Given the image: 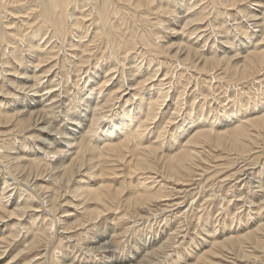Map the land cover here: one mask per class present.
Wrapping results in <instances>:
<instances>
[{"label": "bare ground", "instance_id": "obj_1", "mask_svg": "<svg viewBox=\"0 0 264 264\" xmlns=\"http://www.w3.org/2000/svg\"><path fill=\"white\" fill-rule=\"evenodd\" d=\"M243 20L249 23L247 24V26L249 25L250 28L252 27L251 32L247 33V30L246 32H244L247 27H246V23ZM243 23H245V26L243 25ZM241 24L242 26H240ZM223 26H225L226 28L228 26H235V29L237 31H242V35H240L241 39H238L239 41L235 43L234 42L235 40L231 41L232 38L230 40L228 36H222L219 35V33H214L216 38L218 39L220 38L219 40L220 45L218 47L221 46L223 50L220 48L221 50L220 54L216 56H210V57L204 56V54L216 53V51H214L215 50L214 48L212 49L210 48V51L212 50L211 52H209V48L208 50L204 49L205 44L203 47L202 42H201L202 44L199 45L200 44L199 41H201L200 37L202 36V34L204 35V33L207 34L206 32L208 33L210 32V34H212L213 32L211 33V28H213V31L214 29L217 30L220 29L218 30V32L220 31L223 32L222 29ZM232 31L230 33L227 32V34L229 33V35L230 34L233 35ZM256 32L258 33L256 34ZM235 34L237 35V33ZM192 39H194V41H192ZM37 41L39 42L36 43ZM212 44L215 43L212 42ZM211 46L212 45H210V47ZM198 47L200 48L198 49ZM61 50L63 54V59H67L65 61H68L70 64H72L73 68L78 67L79 71L81 69L80 67L89 65L90 58H97V59L105 58V60L108 62V63L106 62L107 64L106 66L108 67L109 63H112L114 65L112 68L113 69L115 68V70H113L115 71V73L118 72L117 68L118 67L120 68V66L123 68L126 67L125 69L127 70L126 71L127 74L125 75V77H124L125 71H123L121 75L118 72L119 75L118 76L116 75L117 78H114L115 76L113 74L114 72L111 71V73H109V75L107 76L103 74L104 76H102L100 78L101 80L97 82L92 78L94 75L91 76L90 81L92 82L93 79L97 83V84L92 83L93 85H91V87L89 88L90 93H92L91 94L92 97H95V99L99 98V96H97L98 91L95 92V90H98L97 88L99 86L97 87L96 85H98V83H101L100 87L101 85L106 86L108 85L109 81L110 82L112 80L114 81V79H116V81L118 80L116 86L119 85V88L122 89V90H118V93L121 94L118 97H110V95H107L105 96L106 98L104 96L103 99L99 98L100 100H102L103 103H99V101H92L93 98H91L90 101L89 99L91 97L90 96L86 101L84 100V104H80L82 106L80 107L83 109V111L81 109V111L77 112L75 111L76 108L74 109L78 118L72 116L73 110L70 109L69 106L68 110H63L64 116H63V120L61 119V121H65L64 124H66L67 127L66 130L64 129L65 131L60 130L59 128L54 126V124L50 122L49 118L45 114L44 108H47V105L52 104L51 106H54L55 104L54 102L59 101L58 100L59 98L51 100V94H53L54 93L53 91L55 90H53L50 85L49 86L51 89L48 91H44L46 90L45 88L46 86H43V89L39 87L43 83L42 80L48 75H50L49 74L51 70L50 68H53L54 66L53 62L57 60V57L59 56V54H61ZM136 56L141 57V59L143 58L145 64L142 63V66L134 68V66H132L131 63L130 65L129 63L127 64L125 63V61L132 62V60L136 58ZM141 59H138V63L139 60ZM93 61L94 60L92 59V62ZM128 65L129 67L127 68ZM156 65L157 68L156 69L154 68L153 71V67H155ZM180 65H184V66L186 65L185 69L187 68V66H189L190 70L192 69V71H197L196 73L199 72L205 76H206L205 73L209 74V72H212L216 78H219V81L220 79L224 78L223 76L221 77V75L227 73L232 80H236L237 83L239 82L240 85H243L244 83H248L250 81L255 82L256 80L259 81L264 80V0H0V106L2 107L1 104L4 103L2 101L3 100L5 101V99H7L9 102L15 101L16 104L12 109H11L12 106L10 107L11 110L7 109V107L0 108V140L5 138L6 136L10 137L12 133H16V135L19 136V138L23 137L27 139H32L34 142H36L38 146L36 147L39 150L38 153H36L37 150L35 151L36 156L34 158L31 159L29 156L30 158L29 159L27 158V156L24 155L26 154L27 151L26 152L24 151V154H22L20 150L21 152L20 154V152H18L19 150L15 151L16 148L15 150H13L14 146L11 148L10 144L7 145L2 144L5 142V139H3L4 142L1 143L2 148L0 149L1 152H3V154L0 152V158L5 163L4 165L5 169L10 173V175L12 174V176L16 177L17 179H19V177H23L22 179L24 180L23 182L25 184L29 183L31 185V186L28 185V188L31 189V191L29 192V195L31 197L33 196L34 199L37 200L35 193L40 194L42 197L41 199L47 202L48 205L46 204V206H48L51 211L62 212L63 216L62 215L61 216L64 218V220L72 221L70 224H68L65 230H62L61 233L64 234L68 233L69 235V233H71L72 229L74 228L78 230L83 229L87 227L89 223L92 224L97 222V220L102 216H104L106 212H110L114 209H117V207L119 208L120 205L127 206L130 209L133 208L135 209L136 207L147 208L153 202H161L163 199H167V196L169 195L167 194L166 196V194H164V190H162L161 187H159L160 189L158 190L152 189L151 185L155 186L154 182L156 180H150L148 182H145L144 179V182H140L139 180L136 179L138 181L137 183L132 181L127 182L126 180L123 181L121 180L119 181V183L118 181H116L118 185L115 187L110 185L109 183L114 179L109 180L110 182L107 181L109 182L107 183L103 179L104 175L102 178V174L104 171L102 172V170L98 168L99 167V165L97 164L98 161L96 162L95 159L96 153L95 154L93 153L97 150L98 153L101 154V156L103 154L104 156L113 157L118 161L126 162L130 170V173L141 172L143 175L144 173L147 172H153L155 173V175L158 174L163 179L164 178L167 179L169 183L170 181H174L179 185L186 182V180H188L187 177L193 176L192 172L194 171L195 168L194 166H196L195 165L196 160L198 156H200L202 153L199 150V148L201 147L200 145L202 143L211 142L218 148L220 147L224 149L226 153L227 151L236 152L242 155L243 154L251 155L254 153L253 151L256 150L255 149L256 146L258 147L257 143L262 138V134L264 135V109L261 108L264 106V101H263L264 90H262V92H260L261 91L260 90L259 95L257 94L258 96H261V98H263V99L259 98L260 100L258 99V102L261 103L260 104L261 107L259 106V104L255 106L254 105L249 106L250 103H254L257 100L253 101L252 99H254V97L252 98V96H250L248 93H252L253 95V93L255 94L257 91L255 90L254 92L253 91L250 92L249 90V92H247L245 90L246 92L244 91L243 93L245 94H242V96L247 94L249 95V99H251L252 101L250 102V100H248L249 101L248 103L243 102L241 104L240 102H242V100L241 101L235 100V102L237 101L240 103L239 106L237 105V107L239 108H237L235 111L234 110L235 107L232 108V105L234 104H231V110L230 111L226 110L227 112H223V115L228 121H232L233 118H236L237 115H241L242 112L243 113L246 112L247 110L250 109V107L252 108V110H254L255 108L256 109L261 108L260 110L255 111L256 110L255 109L254 110L255 112H252V114L249 113L247 116H243L242 118L240 116L241 119H238L237 122L232 121L231 123L228 124L226 122L227 125H223L221 123L220 126L218 124V127L215 128L214 130L213 128H211L213 125H211V127L209 128L207 127L203 128L206 125L203 126L202 128L198 127L199 129L195 128L196 127L195 126L194 128L196 130H194L193 132L190 131L189 132L190 135H188V137L186 138L185 141H183V143L181 141L184 140L185 136L183 135L184 137L183 138L181 137L182 139L180 140V142L182 144L180 146L178 145L179 148H177L175 151H172L171 149V151H168V153L167 152L164 153L163 152L165 149L164 145L159 143L160 142L159 139L157 140L158 136L156 137L157 141H155V143L150 141L145 143H142L139 140L136 141L137 138H139L141 132H143L142 135H144V131L147 132L146 130L143 131V128L148 126L147 124L148 122L150 123L156 122L157 120H159V118L160 119L162 118L163 120L164 118H167L166 120L168 119L169 120L166 122L171 123L172 125L174 123L173 120L178 117L177 115L179 113L182 112L180 106L183 105L182 104L183 97L181 98V94L177 96V93L175 92L176 87L179 83L178 84L176 83L177 85L174 84L175 86L172 87L174 93L173 91L169 92V90L168 91L163 90L164 84L167 83L164 82L163 84L164 79H167L164 77L168 75L167 73L169 68L171 69L172 66V68L174 67L178 69V66ZM39 66L42 68V69L40 68L41 70L39 69L41 71L40 74L35 72V69ZM63 66H61L62 70L64 69ZM66 66L67 65H65L64 67ZM184 66L182 67V69L185 71ZM94 67L98 68L101 66L99 64H95ZM112 68L103 67V70L105 72L106 70L108 71L109 69L112 70ZM123 68H121V70ZM70 71L71 70H69V72ZM150 71H153L155 74L151 75ZM218 71L224 73L219 74ZM34 72L35 74H33ZM172 72L174 71L172 70ZM179 73L180 76L184 75L181 72ZM193 73L195 74V76L197 75L195 72ZM81 77L83 78V76ZM71 78L68 79L71 80ZM102 79L104 80L102 81ZM197 79L198 77L196 78V80ZM77 81H80L79 78L78 80H76V82ZM51 84H54V81ZM195 84L197 85V83H194V85ZM203 85L205 84L203 83ZM213 85L215 86V84ZM110 86L112 89V85L109 84V88ZM116 86H114L113 89L114 88L117 89ZM170 86L168 85V88ZM181 86L182 85H180V87ZM250 87H251L250 89L252 90L258 86L256 85L255 88H252L253 85L252 86L250 85ZM166 88L167 87H165L164 89ZM260 88L262 89V86H260ZM213 91L214 90H212V92ZM179 92L181 93L182 91ZM24 95L28 96L29 98V101L27 102L26 106H24L22 100H20L21 97ZM88 96L86 95V97ZM113 96H117V95H113ZM188 96H190V93L185 98H187ZM44 97H46L45 101L42 99ZM17 99H19L20 101L18 102ZM132 99H135V104L128 106L126 103H128V101ZM60 100L63 109H66L63 100L62 99ZM122 101L124 102L121 104ZM44 102H48V104L45 105ZM117 104L119 105L118 106L119 110L117 109L118 112H116L115 115L113 116V112L116 110L115 107ZM172 104L175 106L174 108H172L173 107ZM191 104H189L190 105L189 107L193 105ZM6 105H3V107H5ZM59 105H56V107ZM40 106H42V108H37ZM47 109L49 111L50 106ZM57 111L60 112V110ZM188 112L193 113L194 106L190 108V111ZM52 113L55 114V112ZM188 115L190 116V114ZM104 116L106 119L110 118V121L109 122L105 121V123L108 124L106 125V127L104 128L102 127L100 129V134L98 138L100 139V141L96 140L93 146L89 145L87 140H86L87 143L84 142L83 139L84 134L87 133L89 135V133H91L95 128H97V123ZM216 116L219 117L218 114ZM82 117L86 118L85 120H82L85 123L80 121ZM218 117H217V122L220 121L218 120ZM193 118L190 119L192 120L190 122L192 125L193 123H196V119ZM222 118L223 117H220L219 119L223 121L224 119L222 120ZM206 121H208V123L204 121L206 124H210L209 120ZM54 122L57 121L54 120ZM156 123H157L156 126L158 127L160 124H158V122ZM183 124L184 122L182 123V125ZM100 127L101 125L99 126V128ZM183 128H185L184 125ZM158 130L160 131V128ZM188 130L189 129H187V131ZM187 133L188 132H186V134L185 133L183 134L187 135ZM157 134H160V132ZM92 136L91 137L89 136L90 139L94 138L93 134ZM112 136H114V138L116 137L115 138L117 140L116 142L115 139L112 140L111 138ZM150 136L151 135L149 134V137ZM106 139L107 140L109 139L108 140L109 142L106 141ZM170 139L172 140V138ZM174 141L172 140V142ZM18 143H16V146H18L17 145ZM31 143L29 142V144ZM174 143H172L171 145H173ZM22 144L23 143H21V146ZM175 145L177 144L175 143ZM66 147H69L70 149L65 150ZM31 150L32 149H30L29 151L31 152ZM70 150L72 151L70 152ZM126 150L129 152L128 155L124 154L125 153L124 151ZM256 152L257 151H255V153ZM42 154L43 155L45 154L44 157L50 160V162L43 164L41 162L42 158H40L43 156ZM263 154L264 153H261V156ZM32 156L34 155L32 154ZM52 157H57V158L55 160H52ZM3 175H6V172ZM150 177L153 178L151 175ZM132 178H133V174H132ZM141 178L143 179V177ZM151 182H153L154 184H152ZM163 182L164 181L162 180V182L160 183ZM6 183L8 186L9 183L8 182ZM3 185L4 184H2L1 186ZM7 186H5L4 189H6ZM178 186L177 188H179ZM260 187L258 189H260ZM33 191L35 193H33ZM261 191L264 190L261 189ZM8 193H10V191H8ZM8 193H4L8 196L4 195L3 197H5V199L3 198L0 201L2 202L1 203L2 205H0V224L6 222H13L15 220L17 222H20L19 224L21 225L23 222L22 217L25 216V214H27L28 212H33L32 210H34L33 209L34 206H32L31 204L33 203L34 200L33 201L31 200L32 202L29 201L31 203L30 205H28L29 202L27 204L24 202L22 203V205H20L18 203V201L20 200L17 201V197H14L11 193L10 194ZM66 199L69 200L67 201ZM10 201L12 203L11 204L12 207L10 206L9 208L8 205L10 204L9 203ZM76 201L78 203H76ZM38 202L39 201H37V203ZM169 207L171 206H167V208ZM257 207L259 206L257 205ZM37 210H39V208H37ZM53 214L54 213H52V217ZM33 220H36V218ZM20 225H16L15 228L17 231L15 230L16 231L15 233H11L8 236V239L2 236V238L5 239L6 244L4 246H0V264H11L14 261L16 262V259L18 260L20 254L26 251H32V252L35 250L38 251L37 247L42 242H44L45 239H48V237L50 239V234L48 235V231L47 233L46 231L45 232L43 231L38 234H35V236H31V238H27L28 240L25 239L26 237L24 236L25 240L23 239V242L25 241L28 243H25L26 245L23 246L24 247L23 249L21 247L20 249L21 251L19 255H14L12 254L13 252L11 251L12 248L14 250V247L11 248V246L20 240V239L17 240L20 237V235L18 237V228L20 227ZM52 225H54V223ZM7 227H9V224H7ZM41 227L39 229H41ZM5 231L7 230L5 229ZM5 231L3 233H6ZM257 232H263L264 234V223L260 224L255 230L245 232L240 237H238L239 236L238 235L237 236L238 238H235V235H233L232 233V236L230 235L222 241L220 240L213 241L214 243L212 245L213 247H218L221 249L225 247L232 248L233 246L231 244L237 242L236 239H244V241L245 239L253 240L252 238L253 237L255 238L254 234H256ZM169 239L170 237H168L167 240ZM240 241L237 243H240ZM252 242H254V240ZM16 245L17 244H15V246ZM165 245L166 244H164V246ZM162 246L159 247V250L161 249ZM254 246L255 249L262 248V250L264 251L263 242L262 243L256 242ZM17 247H19V245ZM52 249L54 250V248ZM55 249L57 248L55 247ZM223 251L224 250H222V252ZM211 253L214 252L211 250ZM156 254L157 253L153 251L147 253V257L143 258V261H148L150 258H155ZM10 255L11 258L6 261V258L10 257ZM51 255H52L51 261L56 263L54 261L55 257L53 256L52 252ZM254 256L251 255V253L250 254L247 253V251L246 253L244 252L243 254L241 251H239L237 258L239 257L241 259L238 260L237 258H234L233 260L228 262H230V264H240L239 262H243V264H257L256 263L257 259ZM131 258H132L131 261L134 262L132 264H141L136 259L134 260V257ZM38 259L40 258L38 257ZM247 259H249L250 261H246ZM131 261L129 264H131ZM150 261L152 260L150 259ZM17 262L15 264H17ZM106 262H107L106 264H114L109 256L108 259H106Z\"/></svg>", "mask_w": 264, "mask_h": 264}, {"label": "rangeland", "instance_id": "obj_2", "mask_svg": "<svg viewBox=\"0 0 264 264\" xmlns=\"http://www.w3.org/2000/svg\"><path fill=\"white\" fill-rule=\"evenodd\" d=\"M207 12H208V10H207ZM245 23H246V27L247 28L245 27L246 29H245L244 32H246V30H247V33L251 32L252 27L250 28L249 25L247 26V24H249V23H247V22H245ZM245 23H243L244 26H245ZM240 26H242V24ZM223 27H222L223 32L222 31L218 32V30H220V29H218V30L214 29V31H213V28H211V33L213 32L212 34H210V32L209 33L206 32L207 34L210 35V37H209V35H207L205 33H204L205 36L202 34V36L200 37L201 41H199L200 42L199 45H201L203 43L202 46L204 47V44H205V48L204 49L208 50V48H209V52L212 51V50L210 51V48L211 49L214 48L215 49L214 51H216V53H211L213 55L208 53V54H204V56H206V57L209 56L210 57V56H216V55L220 54V51H221L220 48L222 49L221 46L218 47L220 45V42H219L220 38L219 39L216 38L214 33H219V35H222V36H228V38L230 40L232 38L231 41L235 40L234 41L235 43H237L239 41L238 39H241L240 35H242V31H237L235 29V26H228L227 28L225 26H223ZM230 30L231 31L233 30L232 31L233 35H231V34L229 35V33L231 32ZM227 32H229V33L227 34ZM235 33H237L238 38H237V35ZM257 33L258 32H256V34ZM214 37H215V39H214ZM205 40H206V42H205ZM39 41H37L36 43H38ZM192 41H194V39H192ZM212 42H214L215 44H212ZM210 45H212V46L210 47ZM199 48L200 47H198V49ZM217 48H218V50H217ZM236 48H238V47H236ZM59 53H60V51H59ZM61 54H62V50H61ZM61 54H59V56L57 57V60L54 61L56 63L53 62L54 66H53V68H50L51 69L50 72H49L50 75H48L47 77H45L42 80L43 83H42V85L40 84L41 86H39V87L43 89V86H46L45 87L46 90H44V91H48L51 88L53 90H55V91H53L54 93L51 94V100L59 98L58 99L59 101H56L54 103L56 105H59V103H60V105L56 107V105L54 104V106L56 108L54 106H51L52 104L51 105H47V108L50 106V109L48 111L47 108H44L45 109V114L49 118L50 122L54 124V126L59 128L60 130H64V129L66 130L67 127H66V124H64L65 121H61V119L63 120V116H64V111L63 110H68V107L70 106L69 108L72 109L73 111H74L75 108H76L75 111H77V112L81 111V109H82L81 107L82 106L80 104H84V100L86 101L90 96H91L89 98L90 101H91V98H93L92 101H99V103H103L102 100H100V99H103V96L105 97L107 95H110V97H118L121 94V93L120 94L118 93V90H122V89L119 88V85L116 86L117 81H118V80L116 81V79H114V81L112 80L111 82L109 81L108 85H106V86L105 85H101V87H100L101 83H98V85H96L97 87L98 86L100 87V88L99 87L97 88L98 90H95V92L98 91V93H97L98 95L97 96H99V98H100V99L97 98L98 100L95 99V97H92V95H91L92 93H90L89 88L91 87V85H93L97 81H100L101 80L100 78L102 76H104L103 74H105L107 76L112 71V72H114L113 74L115 75V76L114 75H112V76H114V78H117V76L119 74L121 75L122 72L125 71L124 72V77H125V75L127 74V72H126L127 70L125 69L126 67L123 68V67L120 66V68L119 67L117 68V71L119 72V74H118V72L115 73V71H113V70H115V68L114 69L112 68L114 66L112 63H109V65L111 64L110 66L109 65H108V67L106 66L107 65L106 64L107 61L105 60V58H100V59L90 58L89 65L88 66H84L85 68L84 67H80L82 70L80 69V71H79L78 67L73 68L72 64H70L68 61H65L67 59H63V54L62 55ZM99 57H102V56H99ZM92 59L94 60L93 62H92ZM138 59H141V57H137L136 56V58H134L132 60V62H129V61L126 62L125 61V63L126 64L129 63V65L131 63V65L134 66V68L142 66V63L145 64V61H143V58L141 60H139V63H138ZM91 63H93V64H91ZM95 64H99L101 67L95 68L94 67ZM63 65L64 66L67 65L66 67L68 69L66 67H64ZM129 65L127 66V68L129 67ZM61 66H63V68H64L63 70L64 71L62 70ZM183 66L184 65L178 66L179 70L177 68H174V67L172 68V66H171V69L169 68L170 72L168 70V73H167L168 75H166V77H164V78H167V79H164V81H163V84H164V82L165 83L167 82V83L164 84V86L162 85L164 88L167 87L166 89L163 88L164 91H166V90L168 91L169 90V92L173 91V93H174V90H173L172 87L175 86L174 84H176V83L178 84L179 83L178 84L179 86L176 84L177 85L176 90L177 89L178 90L177 91L175 90V92L177 93V96H179V94H181V98L183 97L182 98L184 100V101L182 100V104L183 105L180 106L181 107L180 109H181L182 112L180 111L181 113H179L177 115L178 117L176 116L177 118H175L173 120L174 123L172 125H171V123L166 122V121L169 120V119L166 120L167 118H164L165 122H164V120L162 118H161L162 120L159 118V120L156 121V122H158V124H160L158 127L156 126L157 125L156 122H151V123L148 122L147 123L148 126L143 128V131L146 130L148 133L144 131V135H142L143 132H141V134H140L141 136L139 135V138H137L136 141L139 140L142 143L150 141V142H154L155 143V141H157L159 139L160 142L159 141L158 142L161 143L162 145H164V148H165L163 152L164 153L165 152L168 153V151H171V149H172V151H175L177 148H179V146L183 143V141L186 140L188 135H190L189 132L190 131L193 132L194 130H196L195 128L199 129L200 127L202 128L205 125L206 126L203 127V128H206V127L209 128V127H211V125H213L215 127L212 126L211 128H213V130H214L215 128L218 127V124L220 126L221 123L223 125H227L228 123H231L232 121H234V122L236 121L237 122L238 119H241L243 116H247L249 113L252 114V112L258 111L261 108L264 109V106L261 107L260 106L261 103L258 102L259 98L263 99V98H261V96H258V95H259V91L260 90H261L260 92H262V90H264V83H262V82H264V80H261V81L256 80L255 82H253V81L251 82L250 81L248 83H244L243 84L244 86H243V85H240L239 82L237 83L236 80H232L228 76L227 73H225L224 75L222 74L221 77L223 76L224 78L220 79V81H219V78H216L212 72H209V74L205 73L206 74V76H205V75H203V74H201L199 72H198L199 74L196 73L197 71H192V69L190 70L189 66H187V68L185 69L186 65L184 66V69H185V71H184L182 69ZM89 67H90V69H89ZM103 67H106V68H110L111 67L112 70H110V69L108 71L106 70L108 73L106 71H105L106 72L105 73L104 70H103ZM37 68H36L37 71L35 69V72L40 74L41 73L40 70L42 68L40 66L37 67ZM69 68H71V69H69ZM121 68H123L125 70H123V69L121 70ZM154 68L156 69L157 65L155 67H153V71H154ZM174 69L177 70V71H175ZM69 70H71L73 72H71V71L69 72ZM77 70H78V72H77ZM94 70H96V71H94ZM172 70L174 72H172ZM189 70H190L191 73L189 72ZM65 71H67L68 73L65 72ZM153 71H150L151 75L155 74ZM35 72L33 74H35ZM51 72H53V73H51ZM54 72H55V74H54ZM179 72H181L184 75L180 76ZM193 72H195L197 75L195 76V74ZM218 72H219V74L220 73H224V72H220V71H218ZM61 73H63V74H61ZM65 73H67V74H65ZM164 73H165V71H164ZM68 74H69V76H68ZM84 74L86 76H89V75L90 76L86 77ZM51 75H53L54 77L51 76ZM187 75H189V76H187ZM193 75L196 78L198 77V79L196 80V78ZM81 76H83V78ZM91 76H93L92 78L96 82L93 79H92V82L90 81ZM73 77H74V80H73ZM68 78L69 79L71 78V80H69ZM78 78H79L80 81L76 82V80H78ZM95 78L96 79L98 78V79L96 80ZM177 78H178V80H177ZM185 78H187L188 80L185 79ZM211 78H212V80H211ZM226 78H227V80H226ZM63 79H64V81H63ZM48 80H50V81H48ZM66 80H68V81H66ZM103 80L104 79H102V81ZM53 81H54V84H51V83H53ZM205 81L207 82V84H206ZM222 81L224 82V84H223ZM113 82H114V84H113ZM258 82L260 84L261 83L262 84L260 85ZM194 83H197V85L196 84L194 85ZM203 83L205 85H203ZM209 83L212 84V85L215 84V86L214 85L212 86ZM253 83L254 84L256 83L255 87H256V85L258 87L255 88ZM66 84H67V86H66ZM109 84L112 85V89H111V86L109 88ZM49 85L51 86V88H50ZM168 85L169 86L171 85V86L168 88ZM180 85H182L183 87L182 86L180 87ZM187 85H188V87H187ZM199 85H201V86H199ZM218 85H220V86H218ZM250 85L251 86L253 85L252 88H255V89L251 90L250 89L251 88ZM47 86H49V87H47ZM53 86H54V88H53ZM114 86H116L117 89L116 88L113 89ZM260 86H262V89L260 88ZM65 87L69 88L71 90L66 89ZM84 87H86V88H84ZM190 89H192V90H190ZM77 90H79V91H77ZM81 90H82V92H81ZM212 90H214V91L212 92ZM245 90L247 92H249V90H250V92H252V91L254 92L255 90L257 91L255 94L253 93V95H252V93H248L250 96H252V98L254 97L255 100L252 99L253 101L257 100L254 103H250L249 106H253V105L255 106V105L259 104V106L261 108L260 109L259 108H257V109L255 108L256 110L254 109L255 110L254 111L250 107V109H249L250 111L247 110L248 112L247 111L244 112L246 115L243 112L242 113L240 112L241 115H237L236 118H233L232 121H228L224 117L223 112L230 111L231 110V104H234V105H232V108L235 107L234 110L236 111V109L239 108V107H237V105L239 106L240 103L241 104L243 102L244 103H248L249 102L248 100H250V102L252 101L251 99H249V95L246 94V95L242 96V94H245V93H243ZM99 91H100V93H99ZM105 91L106 92L108 91V92L106 93ZM179 91H182V92L180 93ZM112 92H113V94H112ZM115 92H116V94H115ZM188 92L190 93V96H188L187 97L188 99H187L185 97L189 94ZM67 93H69V94H67ZM57 95H59V96H57ZM86 95L87 96L89 95V96L86 97ZM113 95H117V96H113ZM200 95H203V96H200ZM82 96H83V98H82ZM22 97H21L20 100H22V103L24 104V106H26L27 102L29 101V98H28V96H25V95L22 96ZM66 98H68V99H66ZM76 98H78V99H76ZM42 99L45 101L46 97H44ZM60 99L63 100V103L66 106V109H63V106H62V103H61ZM6 100L7 99H5V101L4 100L2 101L4 103L1 104L2 107L0 106V108H6L7 107V109L11 110L16 105L15 101L9 102L8 100L7 101ZM17 100H18V102L20 101L19 99H17ZM132 100H133V102H132ZM132 100L128 101V103H126V104L128 106H131L132 104H135V99H132ZM235 100H240V101L242 100V102H240V103L237 102V101L235 102ZM208 101L209 102L211 101V102L209 103ZM75 102H76V104H75ZM80 102H83V103H80ZM123 102L124 101H122L121 104ZM6 103H7V105H6ZM44 104L46 105V104H48V102H44ZM189 104H191L192 106L189 107L190 106ZM227 104L230 105V106H228ZM3 105H6V106L3 107ZM118 106L119 105L117 104L116 105L117 108L115 107L116 110L114 109L115 111L113 112V116L115 115L116 112H118V110H119ZM193 106H194V112L193 113L188 112V111H190V108H192ZM227 106H228V108H227ZM246 106H248V105H246ZM10 107H11V109H10ZM96 107H98V106H96ZM174 107L175 106L173 105L172 108H174ZM37 108H42V106L37 107ZM202 108L205 109V110H203ZM222 108H224V109H222ZM51 109H52V111H51ZM56 109L60 110V112L57 111ZM198 109H199L200 112L198 111ZM73 111H72V116H75V118H78L77 115H76V112L75 111L73 112ZM82 111H83V109H82ZM52 112H55V114L52 113ZM202 112H205L206 114L202 113ZM201 113L203 114V116H202ZM52 114H53V116H52ZM188 114H190V116ZM217 114L219 115V117L216 116ZM60 115H62V116H60ZM180 115L182 116V118H181ZM240 116H241V118H240ZM217 117H218V120H220L218 122H217ZM220 117H223L222 120L224 119L223 120L224 122L221 121V119H219ZM192 118L196 119V123H193L194 126L190 123L192 121L190 119H192ZM85 119H86L85 117L84 118L82 117L80 119V121L85 120ZM108 119H106L105 116L102 117L99 120V122L97 123V128L98 129L95 128L91 133H89V135L87 133H85L84 137H83L84 142H86V140H87L88 144L93 146L96 140L100 141V139H98L99 138V134H100V129L102 127L103 128L106 127V125L108 123H105V121L109 122L110 118H108ZM203 119H205V120H203ZM54 120L57 121L58 123L54 122ZM206 120H209L210 124H206V123H208V121H206ZM199 121H202V122H199ZM82 122H84V121H82ZM183 122H184L183 125H184L185 128H183V125H182ZM203 122H204V124H203ZM226 122H227V124H226ZM100 125H101V127L99 128ZM174 126H176V127H174ZM63 127H65V128H63ZM190 127H192V128H190ZM159 128H160V131L158 130ZM186 128L189 129V130L187 131ZM177 129H178V132H177ZM184 129L189 134L187 133V135H185L186 132H185ZM161 130L164 131V132H162ZM179 130H181V131H179ZM158 131L160 132V134H157V133H159ZM151 132H153V133H151ZM173 132H174V134H173ZM183 133H185V134H183ZM92 134L94 135V138L90 139ZM149 134L151 135L150 137H149ZM114 136H116V135H114ZM114 136L111 137L112 140L116 138V137L114 138ZM142 136H144V137H142ZM157 136H158V138L156 140ZM12 137H14V138H12ZM95 137H96V139H95ZM181 137L182 138L184 137V140L181 141L182 143L180 142V140L182 139ZM111 138H109V139H111ZM170 138H172L173 141L175 139L174 142L177 145H175V143L172 142V140ZM3 139H5V142H4ZM3 139H2L3 141L0 140V149L2 148V146H1L2 144H5V145L10 144L11 148L14 146L13 150H15V148H16L15 151L19 150L18 152H20V150H21L22 154H24V151L25 152L27 151L26 154H24V155L27 156V158H29V156H30L31 159L34 158L36 156L35 154L38 153V151H39L38 148H37L38 146H37L36 142H34L32 139H27V138H23V137L19 138V136H17L16 133H12L10 135V137L6 136ZM161 139H163V140H161ZM13 140H14V142H13ZM88 140L90 141V143H89ZM92 140H93V142H92ZM108 140L106 139V141H108ZM15 141H16V143L19 142L17 144L18 146H16ZM20 141L24 145L22 144V146H21ZM116 141L117 140L115 139V142ZM2 142H4V143H2ZM29 142L30 143L32 142V143L29 144ZM172 143H174V144L171 145ZM259 143H261V144H259ZM262 143H263V145H262ZM31 145H32V148H31ZM142 145H144V144H142ZM257 145H258V147L256 146V148H255L256 150H254L253 151L254 153L251 154V155H247V154H243L242 155V154H238L236 152H228L227 151V153L229 154L228 155L224 149H222L220 147L218 148L217 146H215L211 142L202 143L200 145L201 147L199 148V150L202 153H201L200 156H198V158L196 160V164H195L196 166H194L195 168H194V171L192 172L193 176L192 177H187L188 180H186V182L182 183L183 185L182 184L179 185V184H177L174 181H170V183H169V181H167V179H165V178L163 179L158 174L155 175V173H153V172H147L153 178H151L150 175L147 174V173H144L145 175L143 174L145 176V178H144V176L142 175L141 172H135L136 174L131 172L133 174V178H132V174L130 173V170H129L126 162L118 161L117 159H115L113 157L104 156L103 154L101 156V154L98 153V150H97V151H95L93 153L94 154L96 153L95 154V159H96V162L98 161V163H97L99 165L98 168L101 169L102 172L104 171L103 174H102V178H103V175H104L103 179L106 182L109 181V180H113L114 179L111 182L109 181L110 183L107 182L110 185L115 187V186L118 185L119 181H121V180L122 181L126 180L127 182L128 181H132V182H136V183L138 182L137 180H139L140 182H144V179H145V182H148L150 180H156L154 182L155 184L153 182H151L152 184H154L156 186L155 187V186L151 185L152 189H154V190L157 189L158 190V189H160L159 187H161V189L164 190V194H166V196H167V194H169V195L167 196V199H163L161 202H153L151 204L152 206L150 205L147 208L136 207L135 209L134 208L130 209L127 206L120 205L119 208L117 207V209H114V210H112L110 212H106V214L104 216H102L101 218H99L97 220V222L92 223V224L89 223V225L87 227L83 228V229H79V230L76 229V228L72 229V232L69 233V235H68V233L64 234V233H61V232H62V230H65V228L68 226V224H70L72 221L64 220V218L62 217L63 216L62 212L51 211L50 208L48 206H46L47 202H45L43 199H41L42 197H41L40 194H37V193H35L33 191V193L36 194L37 200H35L33 196L31 197L29 195V192L31 191V189L28 188V185H30V184L29 183L25 184L23 182L24 180H22L23 177H19V179H17L16 177L12 176V174L10 175V173L5 169V166H4L5 163L0 158V173H1L0 174V189H1L0 190V201L3 198L5 199V197H3V196L6 195V194H4V193H8V191H10V193L14 197H17V201L18 200L21 201V202L18 201V203L20 205H22V203H24V202L27 204L29 201L30 202H32L33 200L35 201V202L33 201L32 204L30 202L28 204V205L31 204L32 206H34L33 207L34 210H32V211L33 212L35 211L34 212L35 215L33 214V212H28L27 214H25V216L22 217V219H23L22 224L24 223L23 225L22 224L20 225L19 224L20 222H17L15 220L13 222L1 223L2 225L0 224V244H3V245H0V246H4L6 244L4 238L8 239V236L11 233H15L17 231L16 228H15L16 225H20V227L18 228V237H19V235H20V237L17 239V240H19V239L20 240L15 243V244H17L16 246H15V244H13L11 246V248L14 247V250H13V248L11 250L13 252L12 254H14V255H19V253L21 251L20 250L21 247L23 249L24 248L23 246L26 245L25 243H28V242H25V241L23 242L24 236L26 237L25 239H27V238H31V236H35V234H38L40 232H43V231L45 232L46 231V233H47V231H48V235L50 234V239H49V237H48V239H45L44 242H42L37 247L38 251H36V250H35L36 252L35 251H33V252L32 251H26V252L20 254L19 257H18V260L16 259V262L18 261L17 264H34V263L35 264H50L51 262L53 264H106L107 263L106 259H108V256L111 258V260H112V262L114 264H122V263L123 264H129L131 259H132L131 257H134V260L136 259L141 264L142 263H145V264H230V262H228V261H231L234 258H237L238 254H239V251H241L242 254L244 252L246 253V251H247V253H249V254L251 253V255H253V256L255 255L254 257H256V259H257L256 263L257 264H264V251L262 250V248H260L261 250L258 249V248L255 249V246H254V244L256 242H258V243H260V242L262 243L263 242L264 243V234H263V232H257L258 234L257 233L254 234L255 238L254 237L252 238L254 240V242H252L253 240H251V239L250 240H246L245 239V241H244V239H236L237 242H239L240 240L242 242L241 241H240V243L234 242L233 243L234 245L231 244L233 246V247L231 246L232 248H228V247L226 248L225 247V248L221 249V248H218V247H213V245H212L214 243L213 241H216V240L222 241V240L226 239L228 236H230V235L232 236V233H233V235H235V238H238V237L242 236V234H244L245 232L255 230L260 224L264 223V191H261V189L264 190L263 189L264 188V154L261 156V153H264V148H263L264 147V135L263 134H262V138L259 140ZM21 147H24V148H21ZM29 147L33 151L31 150V152H30L29 151L30 150ZM26 148H27V150H26ZM67 149L69 150L70 148L66 147L65 150H67ZM35 151H36V153H35ZM71 151L72 150H70V152ZM255 151H257V152L255 153ZM0 152H1V150H0ZM21 152H20V154H21ZM124 152H125L124 154H127V155L129 153L127 150L124 151ZM1 153L3 154V152H1ZM30 153H31V155H30ZM32 154L34 156H32ZM254 154H255V156H254ZM44 155L42 157H40V158H42L41 162L43 164H45L47 162H50V160H48L46 157H44ZM100 156H101V158H100ZM208 156H210V157H208ZM56 158L57 157H52V160H55ZM45 159H46V161H45ZM200 159H202V160H200ZM206 159H208V160H206ZM113 166L115 167V169H114ZM117 168H118V170H117ZM120 169H122V170H120ZM116 171H118V172H116ZM5 172H6L7 177H6V175H3V174H5ZM113 174H115V175H113ZM1 176H2V178H1ZM140 176L143 177V179ZM125 177H126V179H125ZM6 178H8V179H6ZM162 180L164 182L160 183V182H162ZM5 181L8 182L9 184L11 183L10 185L8 184L9 188H8L7 183ZM116 181H118V183ZM111 183H113V184H111ZM2 184H4V185L1 186ZM161 184H162V186H161ZM11 185H12V187H11ZM5 186H7L6 187L7 192H6V189H4ZM24 186H25V189H24ZM177 186L179 188H177ZM181 186H182V188H181ZM259 187H260V189H258ZM23 190H25V191H23ZM10 193H8V194H10ZM17 193L20 194V195H18ZM6 196H8V195H6ZM13 196H12V198H13ZM20 197H22V198H20ZM66 200L68 201L69 199H66ZM37 201H39V202L37 203ZM1 203L2 202H0V205H2ZM9 203L10 204L8 206L10 208L12 203H11V201ZM76 203H78V202L76 201ZM174 205H176V206H174ZM257 205L259 207H257ZM167 206H171V207L167 208ZM35 207H36V209H35ZM37 208H39V210H37ZM137 208H139V209H137ZM172 209H173V211H172ZM44 210H46V211H44ZM43 212H45V213H43ZM52 213H54L53 217H52ZM55 217H56V219H55ZM238 217H240V218H238ZM35 218H36V220H33ZM174 221H175V223H174ZM223 222H224V224H223ZM53 223H54V225H52ZM7 224H9V227H7ZM14 224H15V226H14ZM25 226H26V228H25ZM40 227H41L42 230L39 229ZM5 229L8 232L5 231ZM26 230H28V231H26ZM30 230H32V231H30ZM51 230H52V232H51ZM4 231L6 233H3ZM77 231H79V232H77ZM207 231H209V232H207ZM2 236L4 238H2ZM52 236H54L55 238L52 237ZM168 237H170L169 240H167ZM9 242H10V240H9ZM20 243L22 244V246H21ZM162 244H163V246H162ZM164 244H166V245L164 246ZM18 245H19L20 248L17 247ZM243 245H244V247H243ZM141 246H143V247H141ZM160 246H162V247L159 250ZM55 247L57 249H55ZM252 247H253V249H252ZM52 248H54V250ZM211 250L214 253H211ZM222 250H224V251L222 252ZM151 251L157 253L155 258H150L152 261H150V259L148 261H143V258L147 257V253H149ZM215 251H216L217 254L215 253ZM51 252L53 253V256L55 257L54 261L56 263L51 261V256H52ZM11 255H10V257L6 258V261L11 258ZM38 257L40 259H38ZM237 259L240 260L241 258L238 257ZM246 261H250V260L247 259ZM16 262L14 261L11 264H15ZM132 263H134V262L131 261V264ZM239 263L243 264V262H239Z\"/></svg>", "mask_w": 264, "mask_h": 264}]
</instances>
